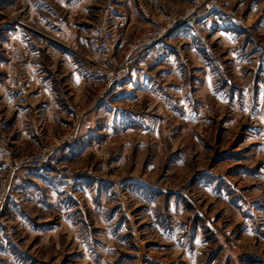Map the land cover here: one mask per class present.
<instances>
[{"label": "rangeland", "instance_id": "374dc122", "mask_svg": "<svg viewBox=\"0 0 264 264\" xmlns=\"http://www.w3.org/2000/svg\"><path fill=\"white\" fill-rule=\"evenodd\" d=\"M36 1L42 22L28 16L27 0H0V59L7 56V31L18 27L34 48L25 57L49 66L57 75L54 88L70 102L73 96L60 78L69 69L52 67L39 48L53 39L71 42L50 28L54 20L68 25L69 10L53 0ZM89 5L98 10L101 0ZM204 5L209 7L197 23L147 50L133 48L155 23L166 25ZM97 13L92 10L88 20L79 13L73 21L97 26ZM101 30L92 37L99 50H110L111 74L126 51L112 49L114 29L110 40ZM129 37L131 52L147 56L152 50L140 72L173 76L157 82L156 99L142 95L129 105L139 112L134 130L99 132L89 155L60 164L100 177L88 176L97 187L91 203L68 189L60 195L65 220L54 208L33 209L36 223L27 227L12 216L5 219L2 211L0 264H264V0H189L181 12ZM89 54L78 49L74 58L96 69L85 58ZM97 90L89 86L90 96ZM3 92L1 87L0 113L10 103ZM48 143L57 140L43 137L24 155ZM4 239L13 240L7 244L14 256H6Z\"/></svg>", "mask_w": 264, "mask_h": 264}, {"label": "crops", "instance_id": "0c3cea01", "mask_svg": "<svg viewBox=\"0 0 264 264\" xmlns=\"http://www.w3.org/2000/svg\"><path fill=\"white\" fill-rule=\"evenodd\" d=\"M27 2L28 16L42 22L43 16L38 2ZM53 2L64 4L69 11L68 25L66 22L60 25V22L54 20L53 26H50L51 32L57 37L64 36L71 42L61 45L53 39L46 44L42 43L43 47L39 48L49 54L52 67L56 65L60 70L69 69V72L60 75V78H64V85L67 86L69 95L73 96L70 102L65 101L54 88L53 83L57 75L49 73V66L46 67L41 60L25 57L34 48L30 47L29 39L22 35L18 27L7 31L8 40L4 42L7 56L4 60L0 59V68L3 67L5 71L0 76V86L4 91L2 95L10 101L0 113L5 115L3 118L0 115V177L6 174L9 177V194L3 208V217L6 219L12 216L20 225L26 227L36 223L30 213L33 209L50 211L54 208L59 214V220H65L67 207L61 201L60 195L68 189H73L74 193L89 198L91 203L97 187L91 185L92 182L84 169L67 168L68 170H65L69 176L60 179L48 173L25 168L10 171V161L36 148L43 137H50L57 140L55 153L60 164L66 165L89 155L94 144L99 143L97 141L100 139V133L116 136L117 128L134 130L138 124L139 112L129 105L137 102L142 95L156 99L160 94L157 82L173 75L140 72L152 50L147 52V56L138 51L131 52L127 49L131 41L129 35L138 33L157 19L169 17L173 11L181 12L189 0H101L98 10L97 7L89 5L92 0ZM92 10L98 12V25L101 27L77 26L73 21L79 13L84 14L83 18L88 20ZM104 27H111L116 32L112 48L116 54L126 51L123 62L128 63V72L122 80L111 79L112 75L107 72L110 50H99L97 39L92 37L98 33V29L104 30ZM183 29L186 27L178 29L176 33ZM38 45L36 43L35 48ZM62 49L68 52L61 54ZM78 49L91 51L90 56L85 58L92 62L96 69L74 58ZM55 52L60 55L58 59ZM89 86L98 89L95 94L92 93L94 96H90ZM160 91L167 93V89ZM119 123L122 125L118 126ZM66 131L71 133L69 138L62 136ZM4 240L6 256L8 253L14 256L12 247L7 244L10 239Z\"/></svg>", "mask_w": 264, "mask_h": 264}, {"label": "built area", "instance_id": "2783aa9c", "mask_svg": "<svg viewBox=\"0 0 264 264\" xmlns=\"http://www.w3.org/2000/svg\"><path fill=\"white\" fill-rule=\"evenodd\" d=\"M197 4H200V0H194ZM209 5H204L201 8L193 9L192 11L186 13L185 16L180 18H174L166 25L161 23H155L152 29L145 31L137 41L134 42L133 48H140L147 50L165 39L168 35L176 32L180 28L188 27L200 21L203 18V13L208 9ZM103 36L110 40L113 38L114 34L111 27L105 28L103 30ZM128 72V63H120L115 71L111 72V79L113 81L122 80ZM70 136L68 135L67 138ZM56 145L53 143H48L42 146L40 149L34 153L19 156L13 158L8 169L14 171L18 168H25L34 170L40 173H48L55 176L56 178L65 179L69 175L60 166V162L55 153ZM91 178L99 180V176H94L91 172L88 175ZM9 194V179L4 177L0 179V218L2 215L3 208L5 206L7 197Z\"/></svg>", "mask_w": 264, "mask_h": 264}]
</instances>
